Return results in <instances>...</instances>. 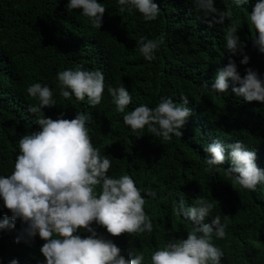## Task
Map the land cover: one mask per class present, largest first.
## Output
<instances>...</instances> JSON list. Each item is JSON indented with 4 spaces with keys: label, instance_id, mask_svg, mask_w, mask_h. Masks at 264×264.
<instances>
[{
    "label": "trees",
    "instance_id": "1",
    "mask_svg": "<svg viewBox=\"0 0 264 264\" xmlns=\"http://www.w3.org/2000/svg\"><path fill=\"white\" fill-rule=\"evenodd\" d=\"M98 2L106 8L100 29L91 27L80 10L69 12L67 0H0V175L11 174L21 136L38 130L35 115L28 111L37 100L28 96L27 87L37 82L48 85L56 106L44 109L45 115L55 120L62 114L72 119L78 111L90 114L93 144L102 155L113 158L108 174L129 175L138 188L156 193L155 198L144 197L153 231L122 234L125 258L131 259L132 252L142 253L144 264H150L152 252L167 241L186 238L193 224L173 215V206L179 207V197L191 206L201 195L213 204L211 217L219 215L226 224V237L213 241L223 249L225 264H264V185L256 191L241 188L225 171L231 166L227 161L219 171H203L204 146L214 139L225 144L242 141L256 151L258 167L264 169V104L235 97L231 81L229 94H201L200 85L210 84L217 70L228 63L224 49L228 21L209 28L197 18L202 13L194 10L191 0H154L161 13L148 22L135 11L120 13L117 0ZM225 3L230 0H215L221 11ZM254 3L233 5L232 19L250 62L241 65L242 57L233 59L241 75L250 67L264 78V54L253 47L255 33L247 20ZM142 36L163 37L153 61H145L139 53L137 40ZM80 65L100 70L105 84H124L132 96L126 111L141 103L155 107L164 96L177 103L182 95L188 96L191 115L182 136L161 143L146 129L133 133L106 90L95 107L87 99L61 97L57 73ZM5 215L11 213L0 200V220ZM205 223H211V218ZM24 227L17 220L14 230L0 231V264L12 259L38 264L45 259L39 236L30 244L15 242ZM93 227L101 234L106 231Z\"/></svg>",
    "mask_w": 264,
    "mask_h": 264
},
{
    "label": "clouds",
    "instance_id": "2",
    "mask_svg": "<svg viewBox=\"0 0 264 264\" xmlns=\"http://www.w3.org/2000/svg\"><path fill=\"white\" fill-rule=\"evenodd\" d=\"M119 12L139 13L146 22L154 21L161 13L154 0H117ZM249 0H230L221 11L215 0H191L194 10L202 13L197 18L209 28L225 25L224 49L228 63L219 68L211 83L200 85L201 94H229L244 102L264 104V78L257 71L246 67L244 74L238 70L233 57L240 56L241 65H248L250 57L245 53L246 44L240 40L236 21L232 19L233 5L237 8ZM69 12L80 10L91 27L100 29L106 12L98 0H67ZM253 47L264 54V0H255L247 15ZM163 37H140L137 46L145 61L156 59V51ZM59 95L66 100L74 96L78 101L87 99L91 107L99 105L105 90L111 96L116 111L123 114V123L133 133L145 129L161 143L173 136L181 137L182 129L190 115V100L182 95L180 102L171 97H161L155 107L146 104L126 108L132 96L124 84L118 87L105 84L100 70H88L82 65L59 71L56 77ZM239 85V86H236ZM28 96L37 100L28 111L35 115L38 130L21 136L11 174L0 175V200L11 215L0 220V231L15 229L19 220L25 227L17 234L16 243L30 244L39 236L44 241L40 252L45 258L38 264H144L142 253L132 252L131 259L122 254L120 238L124 233H149L153 222L144 210L145 196L155 198L151 188L140 189L129 175H109L113 158L102 155L95 146L88 125L90 114L77 112L74 118L57 119L45 115L44 109L56 106L53 90L48 85L33 83L27 87ZM203 171H219L221 165L234 183L241 188L256 191L264 185V169L258 167L257 154L242 141L225 144L219 139L204 146ZM143 193V195H142ZM213 204L203 196H197L191 206H185L179 197V207L173 206V215H179L193 224L186 238L173 237L165 246L152 252L150 264H225V253L213 241L226 237V224L221 217H211ZM211 223H205L206 218ZM106 229L101 234L93 225ZM86 233L82 236L80 233ZM9 264H19L12 259Z\"/></svg>",
    "mask_w": 264,
    "mask_h": 264
},
{
    "label": "bare ground",
    "instance_id": "3",
    "mask_svg": "<svg viewBox=\"0 0 264 264\" xmlns=\"http://www.w3.org/2000/svg\"><path fill=\"white\" fill-rule=\"evenodd\" d=\"M101 231V230H100ZM105 232V231H104ZM103 234V233H102Z\"/></svg>",
    "mask_w": 264,
    "mask_h": 264
}]
</instances>
